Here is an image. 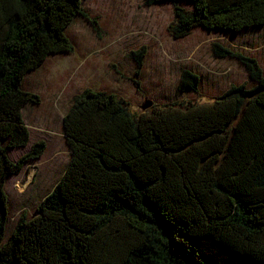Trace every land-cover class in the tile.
<instances>
[{
  "label": "trees",
  "instance_id": "16d2710c",
  "mask_svg": "<svg viewBox=\"0 0 264 264\" xmlns=\"http://www.w3.org/2000/svg\"><path fill=\"white\" fill-rule=\"evenodd\" d=\"M144 2L172 3L173 38L264 27V0ZM79 15L88 19L82 0H0V264H264V74L219 44L214 54L238 58L251 86L138 116L114 93L75 95L62 119L69 162L6 238V179L46 148L37 141L9 157L29 142L24 105L39 102L21 82L49 55L73 51L65 30ZM143 53H132L139 68ZM199 83L185 69L177 91Z\"/></svg>",
  "mask_w": 264,
  "mask_h": 264
},
{
  "label": "rangeland",
  "instance_id": "374dc122",
  "mask_svg": "<svg viewBox=\"0 0 264 264\" xmlns=\"http://www.w3.org/2000/svg\"><path fill=\"white\" fill-rule=\"evenodd\" d=\"M181 4L192 8L188 2ZM82 10L89 20L76 16L65 30L73 51L49 55L21 82L23 89L38 95L39 102L24 105L29 142L25 147L9 149V157L16 161L37 141H44L46 148L20 173L6 179V238L22 215L27 219L36 215L37 206L69 162L62 119L75 95L85 89L114 93L138 116L153 106L176 101H211L231 85L251 86L238 58L216 56L214 44L254 59L264 74V27L237 33L196 27L184 37L173 38L168 31L174 18L171 2L147 5L144 0H82ZM142 49L139 68L138 57L132 53ZM185 69L199 76L197 92L177 91ZM146 99L152 106L142 110Z\"/></svg>",
  "mask_w": 264,
  "mask_h": 264
},
{
  "label": "water",
  "instance_id": "95a60500",
  "mask_svg": "<svg viewBox=\"0 0 264 264\" xmlns=\"http://www.w3.org/2000/svg\"><path fill=\"white\" fill-rule=\"evenodd\" d=\"M152 106V101L149 99H146L143 104L141 105L142 110H146Z\"/></svg>",
  "mask_w": 264,
  "mask_h": 264
},
{
  "label": "bare ground",
  "instance_id": "6f19581e",
  "mask_svg": "<svg viewBox=\"0 0 264 264\" xmlns=\"http://www.w3.org/2000/svg\"><path fill=\"white\" fill-rule=\"evenodd\" d=\"M16 188H17V189H19L20 191H22V190H23V187H22V186H20V184H17V185H16Z\"/></svg>",
  "mask_w": 264,
  "mask_h": 264
}]
</instances>
